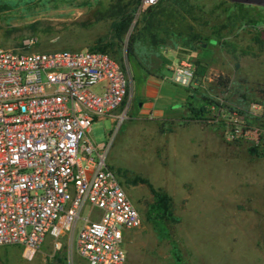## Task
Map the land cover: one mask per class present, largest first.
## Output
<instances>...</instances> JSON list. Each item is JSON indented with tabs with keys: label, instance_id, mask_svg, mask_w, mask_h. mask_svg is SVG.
<instances>
[{
	"label": "rangeland",
	"instance_id": "obj_1",
	"mask_svg": "<svg viewBox=\"0 0 264 264\" xmlns=\"http://www.w3.org/2000/svg\"><path fill=\"white\" fill-rule=\"evenodd\" d=\"M139 1L0 0V49L22 50L26 41L35 42L34 52L109 46L128 68L125 119L97 120L89 134L101 144L115 133L107 164L142 218L126 237V264H264V6L189 0L190 22L217 40L209 52L185 58L199 73L198 89L189 93L192 106L204 108L196 116L182 104L172 109L183 111L159 112L143 93V77L157 73L159 51L183 49V41L154 46L142 36L130 60L132 37L144 33ZM127 14L131 27L116 41L112 25ZM152 190L171 199L172 215L153 210ZM51 246L48 238L33 260L21 246L0 247V264H68L65 252L54 255Z\"/></svg>",
	"mask_w": 264,
	"mask_h": 264
},
{
	"label": "built area",
	"instance_id": "obj_2",
	"mask_svg": "<svg viewBox=\"0 0 264 264\" xmlns=\"http://www.w3.org/2000/svg\"><path fill=\"white\" fill-rule=\"evenodd\" d=\"M161 1L140 0L138 14ZM34 43L0 49V247L33 260L50 238L68 264H125L142 218L107 164L115 133L101 144L89 134L97 120L125 119L129 70L105 53L34 52ZM169 72L176 87L193 86L190 62Z\"/></svg>",
	"mask_w": 264,
	"mask_h": 264
},
{
	"label": "trees",
	"instance_id": "obj_3",
	"mask_svg": "<svg viewBox=\"0 0 264 264\" xmlns=\"http://www.w3.org/2000/svg\"><path fill=\"white\" fill-rule=\"evenodd\" d=\"M240 5L245 6L244 4ZM191 7V2L189 0H162L156 7L152 8L147 13H145L144 20H142V22L144 23V33H141L140 35L136 34L132 37L130 41V47L128 49L129 59H135V43L142 36L149 37V39H151V43L154 46L165 45L168 39L177 38L183 41V49L192 52L196 51V48L193 46V43H196L200 39H202L203 41L211 40L212 37H206L202 33V30L199 31L198 28L195 27L192 22H190L193 17V12L190 11ZM121 17V20L114 22L112 25L113 39L119 42L123 41L133 22V15L131 16L127 14ZM161 35H164L162 39L159 38ZM213 41L216 42V38L213 37ZM203 43L205 42H202V45ZM92 51L101 52L108 55L111 54L109 52H112L111 50H109V46L101 45L98 46L96 49H93ZM110 56L113 57L112 55ZM198 76L199 73L195 71L196 80ZM220 81L225 86H228L229 84V79H221ZM191 89L197 90L198 88L192 86L190 88H187L186 90L191 93ZM189 100H191V102H188L187 100V103L185 105H188V107L192 106L193 104L195 105L194 101L196 100V97L194 95L190 94ZM207 102L209 101L207 100ZM183 107L185 108L186 106ZM192 107L193 108H191V110L196 116H199L201 112L204 111V108L198 110L196 107ZM152 191L156 197L158 205L156 207H153V210L157 211V214L160 216L166 214L168 216L172 215L171 199L164 194L158 193L154 190Z\"/></svg>",
	"mask_w": 264,
	"mask_h": 264
},
{
	"label": "crops",
	"instance_id": "obj_4",
	"mask_svg": "<svg viewBox=\"0 0 264 264\" xmlns=\"http://www.w3.org/2000/svg\"><path fill=\"white\" fill-rule=\"evenodd\" d=\"M213 39L205 42L203 45H200L196 48V51H185L184 49H172L168 47H163L160 50V63L157 67V73L155 75H148L143 77L144 87L143 93L145 94L147 99L153 101V105L159 112H167L174 111L180 112L183 111V106L187 103L188 96L190 95L186 89H180L175 85L171 84L166 78L169 75V66L177 64V62L185 61V58L188 57L187 54L190 55H203L204 53L209 52L210 48L216 47L212 44ZM192 64V63H191ZM193 65V64H192ZM194 66V65H193ZM195 68V67H194ZM196 71V70H195ZM175 104H182V109L174 110L172 106ZM51 248H53V243ZM54 250V248H53ZM63 254V252L55 253L54 255ZM54 257V256H53ZM56 258V257H54ZM53 260V259H52ZM58 260V259H56ZM55 261H51L52 264H62L63 262L56 263ZM66 263H68L66 261ZM127 263V262H126ZM125 263V264H126Z\"/></svg>",
	"mask_w": 264,
	"mask_h": 264
},
{
	"label": "water",
	"instance_id": "obj_5",
	"mask_svg": "<svg viewBox=\"0 0 264 264\" xmlns=\"http://www.w3.org/2000/svg\"><path fill=\"white\" fill-rule=\"evenodd\" d=\"M236 1L244 3V4H250V5H253L259 2V0H236Z\"/></svg>",
	"mask_w": 264,
	"mask_h": 264
}]
</instances>
